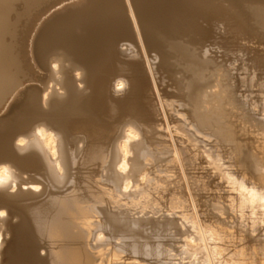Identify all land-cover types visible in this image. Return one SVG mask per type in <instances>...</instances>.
<instances>
[{
	"label": "bare ground",
	"instance_id": "bare-ground-1",
	"mask_svg": "<svg viewBox=\"0 0 264 264\" xmlns=\"http://www.w3.org/2000/svg\"><path fill=\"white\" fill-rule=\"evenodd\" d=\"M12 1L0 0V264H264V48L251 42L264 2L193 0L195 21L256 30L250 64L221 53L224 65L175 20L182 0H71L26 46L18 24L40 0ZM165 55L183 73L162 93ZM149 79L141 123L134 91Z\"/></svg>",
	"mask_w": 264,
	"mask_h": 264
},
{
	"label": "rangeland",
	"instance_id": "rangeland-1",
	"mask_svg": "<svg viewBox=\"0 0 264 264\" xmlns=\"http://www.w3.org/2000/svg\"><path fill=\"white\" fill-rule=\"evenodd\" d=\"M22 1V2H21ZM27 0H14V2L12 1V6L15 8V9H17V10H20V9H24L25 8V6L28 4V2L27 3H25ZM44 1H46V0H43V1H41L40 0V2L39 3H37V5H36V10L33 12V14L31 15V17H29V18H27V20L25 19H23V20H20V22H19V24H18V28H17V35H18V37L22 40V42H23V44L26 46L27 45V43L30 41V38L32 37V36H35V34H36V32L37 31H39V27H40V25H41V23H42V21H43V19H45L52 11H54V10H57V9H59L62 5H65V4H68V3H70L71 2V0H47L46 2H44ZM59 1H61V2H59ZM88 1V0H87ZM221 1H223V0H213V4L214 5H217L218 4V2H221ZM257 1H261V2H264V0H244L242 3H241V6L243 7V9H245V10H247V8H248V6H249V4L251 3H253L254 4V2H257ZM42 2V3H41ZM44 2V3H43ZM249 2V3H248ZM23 3H25V5L23 4ZM59 3V4H58ZM188 3V4H187ZM14 4V5H13ZM57 4V5H56ZM183 4H185V5H183ZM16 5V6H15ZM24 6V7H23ZM51 6H52V8H51ZM39 7V9L37 10V8ZM193 7H194V5H193V0H182L181 1V3H180V7L179 8H177L176 10H174V17H175V20L177 21V23L179 24V25H181V27H182V24H185L186 22H191L192 21V23H193V32H192V36H191V41L193 40V45L195 44V48H196V46H197V48L199 47H201V46H206V45H208V47L209 46H211V48L209 47V49H211V50H209L210 52H212V53H210V52H208V53H210V57L212 56V58L214 57L215 58V61H217V57H220V60L223 62H220V60L219 61H217V62H220V63H222V64H224L225 65V62H226V64L228 65V63L230 62L231 63V60H229L230 58H232L234 61H236V62H239L240 64L241 63H243L244 64V61L246 62V64H250L249 62V60H248V58H250L255 52H252L253 51V49L255 48V46L256 45H254V43H251V42H256L255 44H257V46L256 47H258V48H264V39H259V41H258V38H260V37H257L256 38V41H255V37L256 36H258V32H257V34L255 35V29L253 28L254 27V20L253 19H249V22H250V24H252L253 26H251V29H252V33L251 34H249L250 32V26L248 27L249 29H246L247 28V26L246 27H244L243 29H244V31L246 32L245 33V35L244 34H242L241 35V33L240 32H242V28H240V27H238V29H237V27L236 28H234L233 30H232V24H228V22L226 21V20H224V19H218V17L216 18H213L208 24H206L207 22L206 21H204L203 19H200V20H197V21H195V14H194V12H195V10L193 9ZM215 7H217V6H215ZM192 8V9H191ZM185 10H187V11H185ZM48 11V12H47ZM179 11H181V12H179ZM192 11H193V13H192ZM179 13V14H178ZM33 16V17H32ZM180 16V17H179ZM178 17V18H177ZM189 18V20H188V18ZM181 18H182V20H181ZM194 18V19H193ZM186 19V20H185ZM203 20V21H202ZM213 20H215L214 22H212ZM222 20H224L223 22H222ZM23 21H25V23L23 22ZM28 21V22H27ZM179 21V22H178ZM200 23H199V22ZM216 21H218V22H216ZM226 21V22H225ZM204 23V24H202V23ZM220 22V23H219ZM181 23V24H180ZM212 23H214V24H212ZM216 23V24H215ZM217 23H219L218 25H217ZM225 23V24H224ZM197 25V26H196ZM199 25V26H198ZM211 25V26H210ZM214 27H216V28H214ZM220 25H222V28L220 27ZM223 25H224V27H223ZM26 26V27H25ZM31 26V27H30ZM210 26V27H209ZM230 26V27H229ZM196 27H198V28H196ZM206 27H207V29H206ZM212 27V28H211ZM219 29H218V28ZM227 27H228V29H227ZM233 27H235V26H233ZM22 28V29H21ZM194 28L195 29H197V31L196 30H194ZM210 28V29H209ZM221 29V32L222 33H220V31H218V30H220ZM240 29H242L241 31H240ZM19 30V31H18ZM198 30H199V33H198ZM212 30H215V31H212ZM217 30V31H216ZM225 30V31H224ZM227 30V31H226ZM236 32H235V31ZM247 30H249V31H247ZM253 30H255L254 32H253ZM32 31V32H31ZM209 31V32H208ZM240 31V32H239ZM244 31L242 32V33H244ZM214 32H216V34L215 35H217L216 37L217 38H215V35H214ZM218 32V33H217ZM225 32V33H224ZM227 32V33H226ZM233 32H234V34L236 33V35L235 36H237L238 34L242 37H240V38H238L239 37V35L237 36V37H235L234 35H233ZM237 32H239L238 34H237ZM249 32V33H248ZM229 33V34H228ZM231 33V34H230ZM248 33V34H247ZM254 33V34H253ZM183 32H181L180 34H179V38L180 39H185L186 38V36L183 34ZM195 34H197V36L194 35ZM222 34V35H221ZM254 35V36H252L251 37V35ZM207 35V36H206ZM220 35V36H219ZM228 35V36H227ZM229 35H231L230 37L231 38H229ZM233 35V36H232ZM243 35H244V37H243ZM250 35V36H249ZM214 36V37H213ZM219 36V37H218ZM224 36V37H223ZM226 36V37H225ZM247 36H249V37H247ZM261 36V35H260ZM212 39H211V38ZM227 37H228V39H227ZM233 37V38H232ZM207 38H209V39H207ZM213 38H215V39H213ZM234 38H235V40H234ZM237 38L239 39L238 41H239V43L240 44H238V42H236V40H237ZM245 38V42H244V40H242V39H244ZM246 38H248V40L246 39ZM253 39V40H251V42L249 41V39ZM262 38H264V35H262ZM218 40V42H217V40ZM211 40V42H209ZM216 40V41H215ZM221 40H223V42H219V41H221ZM229 40V41H228ZM231 40V41H230ZM241 40V41H240ZM260 40H263V41H260ZM213 41H215V42H213ZM225 41V42H224ZM243 41V42H242ZM247 41H249V43L247 42ZM208 42V43H207ZM228 42H229V45H227L228 44ZM235 42H236V44H237V46L236 45H234L235 44ZM259 42V43H258ZM198 43H199V45H198ZM213 43H214V45H216V44H218V46L215 48V47H212L213 46ZM225 43V44H224ZM227 43V44H226ZM243 43H244V45L246 46V48H247V50H246V48H245V46L243 45ZM245 43H248V44H245ZM250 43H251V45H252V48L253 49H248V46H250L251 47V45H250ZM263 45V46H261L260 47V45L261 44ZM242 44V46H238V45H241ZM259 44V45H258ZM220 45H222V46H220ZM220 46V47H219ZM223 46H225V47H223ZM228 46V47H227ZM229 46H230V48H229ZM208 47L206 46V48L205 47H203V49L205 48V49H207L208 50ZM227 47V48H226ZM241 47H243V48H245V49H243L242 48V50L240 49ZM198 48V49H199ZM202 48V47H201ZM220 48H222V50H219V51H216V49L218 50V49H220ZM236 48H238V49H240V51H239V53L236 51L237 49ZM224 49V50H223ZM226 49H227V52H226ZM232 49V50H231ZM235 49V50H234ZM229 50V51H228ZM252 50V51H251ZM230 51H232V56H231V54H230ZM242 51V52H241ZM250 51L252 52V54L250 53ZM254 51H256L255 49H254ZM229 52V53H228ZM233 52L236 54V57H234L235 55L233 54ZM244 52H246V53H244ZM223 54V57L224 56H226V59L228 60V63H227V61H226V59H224V61L221 59V56H222V54ZM227 53V54H226ZM238 53V54H237ZM251 54V56H247L248 54ZM214 54V55H213ZM224 54H226V55H224ZM242 54V55H241ZM221 55V56H220ZM228 55V56H227ZM234 55V56H233ZM240 56V57H243V55H244V58H241L240 59V57H238L237 58V56ZM169 56V55H168ZM216 56V57H215ZM169 57H171V56H169ZM222 57V58H223ZM168 57H167V55H165V58H163L162 59V62H164V63H161L162 65L163 64H166V63H168L169 62V60L167 59ZM174 57H172V58H170V59H173ZM213 58V59H214ZM225 58V57H224ZM236 58V59H235ZM245 58H246V60H245ZM168 60V62H165L166 60ZM239 59V60H238ZM242 59H244V61L242 60ZM151 60V62H155V60H152V58L150 59ZM165 60V61H164ZM176 60H178L179 61V59H176V58H174V63H177L176 62ZM233 60H232V62H233ZM241 60V61H240ZM236 62H235V64L234 65H232V67L234 66V70H235V66H237L236 67V72L235 73H233L234 75L235 74H237V72L238 73H241V72H243V70H241L240 69V67H239V63H237L236 64ZM158 63H159V61H158V58H157V60H156V63H155V70L156 71H154V73L156 72V75H155V80L157 81L156 82V86H157V88L159 89V92H164V93H166L167 91H169V90H171V88L173 87V85H175L174 84V81L176 82V78H179V77H177L178 75L177 74H182L181 73V67H179V65H177V67H179L180 69H177V68H175V67H173V66H176V65H173V62H172V60L170 61V67H169V65H168V67L169 68H166V66H167V64L166 65H161V64H159L158 65ZM169 64V63H168ZM157 65H158V67L160 68V66H162L160 69L157 67ZM172 65V66H171ZM241 66V65H240ZM243 66V65H242ZM242 66H241V68H242ZM163 68H165V69H163ZM262 68H264V67H261V69ZM172 69V70H171ZM176 69V70H175ZM164 70V71H163ZM165 70H166V72H165ZM171 72H170V71ZM174 70H175V72L176 73H174L173 75H175L176 76V80L174 79V77H173V75H171L172 76V78H171V76H169L170 75V73L172 74L173 72H174ZM241 70V71H240ZM162 71V72H161ZM169 71V72H168ZM233 72V71H232ZM157 73H159V75L157 74ZM165 73H166V75L167 76H169V78H167V76L165 75ZM161 75H164V78L161 76ZM179 76H181V75H179ZM162 77V79H160ZM159 80H158V79ZM166 78H167V80H166ZM163 79H165V81L166 82H164V80ZM172 79H174V80H172ZM168 80H172L171 82H168ZM159 81V82H158ZM161 81V82H160ZM152 81H151V79H149L147 82L146 81H144V82H142V83H140L137 87H136V89H135V91H134V98H133V107H132V111H131V115H132V117L135 119V120H138V122H141V123H148V122H153V118H152V116L149 114V111L147 110V108H146V105L144 106V104H145V102L148 100V99H150V97L151 98H156V94H154V92H155V89H154V86H152V83H151ZM165 83V86H164V83ZM162 83H163V85H162ZM171 83V84H170ZM144 84V85H143ZM146 84H147V86H146ZM173 84V85H172ZM141 85H143V86H141ZM160 85L162 86V87H160ZM145 86V87H144ZM166 86H167V89H166ZM140 87H143V88H140ZM146 87H147V89H148V91L150 92V96L147 94V93H143V91L144 92H148L147 90H146ZM168 87H170L169 89H168ZM154 90H153V89ZM137 89H138V91H137ZM243 88H241V90H242ZM140 90H143V91H140ZM139 91H140V93H139ZM154 91V92H153ZM148 92V93H149ZM136 93H138V94H136ZM156 93V92H155ZM143 95H145V97L143 96ZM146 95H148L149 97H147ZM136 96V97H135ZM143 97V99H141ZM148 99H147V98ZM136 99V100H135ZM144 99H146V100H144ZM138 100H140L139 102H138ZM144 100V101H143ZM141 102V103H140ZM137 105V106H136ZM142 105V106H141ZM135 106V107H134ZM137 107V108H136ZM143 107V108H142ZM141 109L143 110V113H142V111H141ZM134 110V111H133ZM146 110V111H145ZM144 111H145V113H144ZM133 112V113H132ZM138 112V113H137ZM141 112V113H140ZM147 113V114H146ZM147 116V115H149V117H147L146 119H145V116ZM138 115V117H136ZM122 116V115H121ZM122 118V117H121ZM140 119V120H139ZM149 119V120H148ZM151 119V120H150ZM119 120H120V117H119ZM145 120V121H144ZM148 121V122H147ZM218 181V180H217ZM216 181V182H217ZM215 181L213 182V184H212V186H214V184L216 183ZM217 184H219L218 182H217ZM222 186H225V185H222ZM215 187V186H214ZM213 191H216V189H214V190H211L210 192H213ZM225 192V187L223 188V187H221V189L220 190H217V192Z\"/></svg>",
	"mask_w": 264,
	"mask_h": 264
}]
</instances>
